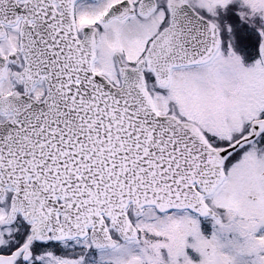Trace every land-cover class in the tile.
Listing matches in <instances>:
<instances>
[{
    "label": "snow or ice",
    "instance_id": "snow-or-ice-1",
    "mask_svg": "<svg viewBox=\"0 0 264 264\" xmlns=\"http://www.w3.org/2000/svg\"><path fill=\"white\" fill-rule=\"evenodd\" d=\"M0 264H264V0H0Z\"/></svg>",
    "mask_w": 264,
    "mask_h": 264
},
{
    "label": "flooded vegetation",
    "instance_id": "flooded-vegetation-1",
    "mask_svg": "<svg viewBox=\"0 0 264 264\" xmlns=\"http://www.w3.org/2000/svg\"><path fill=\"white\" fill-rule=\"evenodd\" d=\"M238 40H239V45H240L241 50H244V48L246 47L245 39L243 36H240L239 33H238Z\"/></svg>",
    "mask_w": 264,
    "mask_h": 264
}]
</instances>
